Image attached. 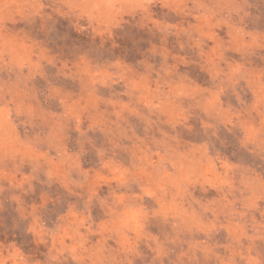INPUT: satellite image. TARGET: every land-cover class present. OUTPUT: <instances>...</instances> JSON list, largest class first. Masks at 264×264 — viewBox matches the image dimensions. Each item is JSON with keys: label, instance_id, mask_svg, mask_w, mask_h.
I'll use <instances>...</instances> for the list:
<instances>
[{"label": "clouds", "instance_id": "9594fccd", "mask_svg": "<svg viewBox=\"0 0 264 264\" xmlns=\"http://www.w3.org/2000/svg\"><path fill=\"white\" fill-rule=\"evenodd\" d=\"M0 264H264V0H0Z\"/></svg>", "mask_w": 264, "mask_h": 264}]
</instances>
